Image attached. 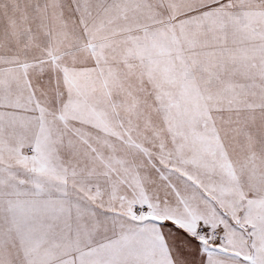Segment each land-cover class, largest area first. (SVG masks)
<instances>
[{
	"label": "snow or ice",
	"instance_id": "6c2138e0",
	"mask_svg": "<svg viewBox=\"0 0 264 264\" xmlns=\"http://www.w3.org/2000/svg\"><path fill=\"white\" fill-rule=\"evenodd\" d=\"M0 264H264V0H0Z\"/></svg>",
	"mask_w": 264,
	"mask_h": 264
}]
</instances>
